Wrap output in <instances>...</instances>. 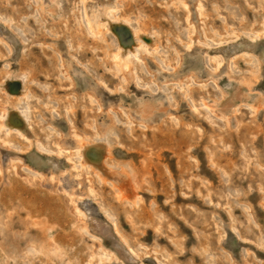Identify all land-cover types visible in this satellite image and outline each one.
I'll list each match as a JSON object with an SVG mask.
<instances>
[{
	"label": "rangeland",
	"instance_id": "1",
	"mask_svg": "<svg viewBox=\"0 0 264 264\" xmlns=\"http://www.w3.org/2000/svg\"><path fill=\"white\" fill-rule=\"evenodd\" d=\"M89 1L150 38L123 73L79 0H0V82L27 94L0 90V114L29 120L0 130V264H264V0Z\"/></svg>",
	"mask_w": 264,
	"mask_h": 264
},
{
	"label": "bare ground",
	"instance_id": "2",
	"mask_svg": "<svg viewBox=\"0 0 264 264\" xmlns=\"http://www.w3.org/2000/svg\"><path fill=\"white\" fill-rule=\"evenodd\" d=\"M80 2V7H81V20L83 21V27L85 28V30L87 31V34L89 33L90 35H92L93 37L95 36H104L106 33H110L111 36H113V39L115 41V43L113 44V47L111 48L110 51V66L111 68L115 71V73H120V72H124L127 70V68H129V66L131 65V56H135L138 51V49H144L143 51H145L147 49V44L149 43V39L147 36H143L140 32L141 29L138 28V25L132 24L131 23V19L130 17H125V16H120L116 13V6L113 3H107V2H92L89 0H79ZM91 2V3H90ZM116 2V1H115ZM180 3V2H179ZM182 3V2H181ZM77 5V4H76ZM215 6V5H214ZM184 8H185V4H184ZM77 9V6H76ZM121 9V8H120ZM201 7L199 5V11H200ZM202 13V12H201ZM200 13V14H201ZM258 16V15H257ZM78 21V19H77ZM133 22V20H132ZM78 23V22H77ZM188 23V22H187ZM190 24V23H189ZM187 24V25H189ZM191 26V25H190ZM189 28V27H188ZM187 28V30H188ZM194 29V28H193ZM189 31V30H188ZM191 31V30H190ZM190 33V32H189ZM193 33V32H192ZM191 35V34H190ZM234 35V34H233ZM248 35V34H247ZM250 35H253L251 38L255 39L260 37L259 33H252ZM187 36V35H186ZM192 37V36H191ZM190 37V38H191ZM230 37V36H229ZM234 37V36H233ZM236 37V36H235ZM189 38V37H187ZM221 38V37H220ZM250 38V39H251ZM93 39V38H92ZM100 39V38H99ZM218 39V38H217ZM191 40V39H190ZM151 41V40H150ZM220 41V40H219ZM216 41V42H219ZM215 42V43H216ZM221 42V41H220ZM189 43V42H188ZM187 44V43H186ZM106 45V44H105ZM151 45V44H150ZM218 45V44H217ZM105 50V49H104ZM155 50V49H154ZM140 51V50H139ZM142 51V50H141ZM147 51V50H146ZM248 52V51H247ZM246 52V53H247ZM150 53V52H149ZM155 52H152V54ZM245 53V55H246ZM242 56V55H241ZM249 56V54H248ZM6 57V56H5ZM243 57V56H242ZM250 57V56H249ZM248 57V58H249ZM137 58V57H136ZM134 58V59H136ZM247 58V59H248ZM251 58V57H250ZM138 59V58H137ZM213 61H215V66L214 68L217 69L216 67L219 66L220 62L217 60L216 57H212ZM253 59V58H252ZM247 61V60H246ZM136 62V61H135ZM248 62V61H247ZM138 63V62H137ZM222 63V62H221ZM252 63V62H251ZM135 64V63H134ZM221 65V64H220ZM256 65V64H255ZM257 66V65H256ZM173 68V67H172ZM252 69V68H251ZM131 70V69H130ZM113 72V71H112ZM250 72V71H249ZM116 76H118L117 74H115ZM152 75V74H150ZM19 78V77H18ZM125 79V78H123ZM20 81V80H19ZM18 80H13V78L11 77H7L4 81L0 82V90L4 92V94H6V96L8 98L12 97L16 100L19 101V99L22 97H26L27 98V94H26V89L24 87V83L21 84V81L19 82ZM123 82V81H122ZM71 83V82H70ZM103 87V86H102ZM186 90V88H184ZM121 91V90H120ZM13 92H15L14 94H12ZM31 94V93H30ZM29 94V95H30ZM28 95V96H29ZM27 100V99H26ZM25 101V100H24ZM10 102V101H9ZM21 102V101H20ZM201 103V102H200ZM29 104V103H28ZM203 105H205V103H201ZM82 105V104H81ZM203 105L201 107H203ZM24 106V104L22 105V107ZM198 106V105H197ZM199 106V107H200ZM207 106V105H205ZM4 109H2V113L0 114V130H3V132L6 134H9L12 131V127L18 129L17 127H19L20 125V116L23 117V119H26L27 121H29L25 115H23L21 112H15L13 114H9L8 110L9 109H14L17 110V107L11 108L8 106H4ZM30 108V107H29ZM151 108V107H150ZM175 108V107H174ZM197 108V107H196ZM252 108V107H251ZM21 109V108H20ZM81 109V108H80ZM20 111V110H19ZM28 111V110H27ZM26 111V112H27ZM236 111V110H235ZM29 112V111H28ZM12 113V112H11ZM25 113V112H24ZM205 113V112H204ZM21 114V115H20ZM28 114V113H27ZM26 114V115H27ZM28 117V116H27ZM24 120V121H26ZM128 122V121H127ZM27 123V122H26ZM29 125V124H27ZM27 127V126H26ZM30 127V125H29ZM20 129V128H19ZM16 131V130H15ZM1 133V132H0ZM2 133V134H4ZM97 133V132H96ZM17 134H19L21 137H25V133L22 130H17ZM29 137V136H28ZM4 138V135H3ZM83 137H81V139H77L78 141V150L80 152V154H78V151L76 152L77 155H79L81 158H83L81 162L82 166H87L90 169L94 170V174L97 175V178L99 179L98 181H101L102 183H108L113 189L112 192H114L115 194V198L116 199H123L125 201H128V199H130L129 196H127L125 193H121V190H119V186L118 184L115 183V181L111 180V178H109V176H105L104 174H100L98 173V171H100V169L96 172L94 166H102V164L104 163L103 161L104 158L106 159L107 157V151H106V146L105 144H97L94 145L92 148H90L88 150L87 145L89 143L85 142L83 139ZM102 138V137H101ZM26 139V138H25ZM99 140V139H98ZM104 140V139H103ZM29 141V140H27ZM94 141V140H93ZM108 141V140H107ZM4 142V140H3ZM7 142V141H6ZM96 143V142H93ZM101 143V142H100ZM103 143V142H102ZM55 146V145H54ZM109 146V145H108ZM90 147V146H89ZM60 149V147H59ZM75 149V148H74ZM61 150V149H60ZM77 150V148L75 149ZM110 149H108L109 151ZM110 152V151H109ZM61 154V152H58ZM57 153V155H59ZM246 153V152H245ZM68 154V153H67ZM66 155V154H64ZM214 155V154H213ZM60 156V155H59ZM68 157V156H66ZM78 157V156H77ZM79 158V157H78ZM67 160V159H66ZM69 160V157H68ZM67 160V161H68ZM75 160V159H74ZM79 160V159H78ZM81 160V159H80ZM71 162V161H69ZM74 165V164H73ZM79 165V164H77ZM76 165V166H77ZM75 167V166H74ZM78 168V167H77ZM76 168V169H77ZM85 168V167H84ZM82 169V168H81ZM79 169V170H81ZM123 169V168H122ZM77 170V171H79ZM92 170V171H93ZM91 172V171H90ZM78 173V172H77ZM80 173V172H79ZM76 174V173H75ZM93 175V174H92ZM77 176V175H76ZM79 176V175H78ZM77 176V177H78ZM79 178V177H78ZM87 178V177H86ZM109 178V179H108ZM58 179V178H57ZM96 180V179H95ZM90 181V180H89ZM88 181V182H89ZM90 188V187H88ZM111 189V190H112ZM134 189V188H133ZM134 191V190H133ZM132 191V192H133ZM133 198L136 197L135 199H132L131 197V201L133 202V204H136L137 201H139V199L137 200V194L134 193L132 194ZM129 197V198H128ZM139 197V196H138ZM74 198V197H73ZM128 198V199H127ZM77 199V197H76ZM74 200V199H73ZM130 201V200H129ZM72 203V202H71ZM74 203V201H73ZM75 210V212L83 219V223L81 228L83 230L89 231L91 233H93L96 235H101L103 233V231H105V228L103 227H92L90 225V223L88 222V219H86L85 214H83L82 210L80 208H78L77 206H74L73 208ZM105 214V213H104ZM109 214V213H108ZM107 214V215H108ZM106 215V214H105ZM109 216V215H108ZM104 217V216H103ZM107 217V216H106ZM105 218V217H104ZM110 218V217H109ZM108 218V219H109ZM110 220V219H109ZM105 221V220H104ZM115 221V220H114ZM110 222V221H109ZM113 222V220H112ZM108 224V223H107ZM113 225V223H111ZM110 224V225H111ZM111 228V227H110ZM115 229H118L115 227ZM118 231V230H117ZM83 232V231H82ZM116 232V230H115ZM114 233V232H113ZM91 237V236H90ZM98 237V236H97ZM121 237V236H120ZM99 240V239H98ZM127 242V241H126ZM100 244V243H98ZM124 244V243H123ZM100 246V245H99ZM51 247V246H50ZM115 247V246H114ZM102 248V247H101ZM100 248V249H101ZM113 248V247H112ZM117 248V247H116ZM107 249V248H106ZM53 250V249H52ZM103 250L101 253L98 254V258L100 260H102L103 258H105L106 256L104 254H107V257H112V259L118 258V256L115 253L112 252H106L105 249H101ZM91 251V250H90ZM99 252V251H98ZM114 252V251H113ZM117 252V250H116ZM96 254V253H95ZM95 257V256H94ZM106 257V258H107ZM108 257V258H109ZM96 259V258H94ZM98 259V260H99ZM99 260V261H100ZM106 260V259H105ZM109 260V259H108ZM107 260V261H108ZM106 261V262H107ZM123 261V260H122ZM99 263V262H98ZM101 263V262H100ZM105 263V262H104Z\"/></svg>",
	"mask_w": 264,
	"mask_h": 264
}]
</instances>
